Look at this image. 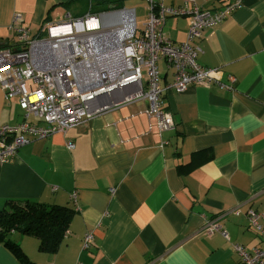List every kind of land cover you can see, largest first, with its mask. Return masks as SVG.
<instances>
[{"label":"crops","instance_id":"0c3cea01","mask_svg":"<svg viewBox=\"0 0 264 264\" xmlns=\"http://www.w3.org/2000/svg\"><path fill=\"white\" fill-rule=\"evenodd\" d=\"M159 1L173 8L183 3L153 0ZM235 1L195 4L214 10ZM85 2L99 12L92 0H0V48L17 44L8 30L14 15L34 37L46 23L86 15ZM188 23L187 16L168 17L162 34L179 44ZM198 45V64L220 70L221 84L234 83L230 90L211 84L177 93L167 89L172 74L159 61L163 109L173 130L159 135L140 113L147 103L134 102L32 141L0 164V209L26 200L74 212L55 254L13 233L25 260L0 244V264H239L233 245L264 247V230L258 234L246 218L248 210L264 212V0H241ZM21 119L17 100L6 102L0 91V125ZM210 221L228 239L218 231L204 234ZM89 231L93 244L82 250Z\"/></svg>","mask_w":264,"mask_h":264},{"label":"built area","instance_id":"2783aa9c","mask_svg":"<svg viewBox=\"0 0 264 264\" xmlns=\"http://www.w3.org/2000/svg\"><path fill=\"white\" fill-rule=\"evenodd\" d=\"M147 2L141 29L134 9L125 7L46 23L34 37L22 18L13 16L8 30L17 44L13 49L0 48V91L6 102L17 100L22 119L15 125H0V164L32 141L65 134L94 116L134 102L147 103L140 113L154 121L159 135L173 130L172 117L163 109L159 61L172 74L167 89L177 93L211 84L232 88L234 80L229 85L220 83V70L198 64V41L206 30L239 9L241 0L214 10L198 8L195 0H183L176 8L162 1ZM180 16L188 17V29L185 40L175 44L162 34V28L168 17ZM66 146L73 148L71 143ZM246 218L252 229L263 234L264 212L248 210ZM217 231L228 239L213 221L204 226L207 236ZM92 244L93 232L89 231L82 238V250ZM232 249L239 264H264V247L247 251L233 245Z\"/></svg>","mask_w":264,"mask_h":264},{"label":"trees","instance_id":"16d2710c","mask_svg":"<svg viewBox=\"0 0 264 264\" xmlns=\"http://www.w3.org/2000/svg\"><path fill=\"white\" fill-rule=\"evenodd\" d=\"M124 0H92L95 11L109 7H121ZM74 212L64 206L45 205L38 202H7L0 209V244L13 253L20 261L24 255L11 234L29 236L38 241V250L53 255L63 242L65 232Z\"/></svg>","mask_w":264,"mask_h":264},{"label":"rangeland","instance_id":"374dc122","mask_svg":"<svg viewBox=\"0 0 264 264\" xmlns=\"http://www.w3.org/2000/svg\"><path fill=\"white\" fill-rule=\"evenodd\" d=\"M85 5L87 6V7L85 6L86 7L85 11L87 12L89 5H87V2H85ZM123 7L125 8L132 7L136 9L137 27L140 28L142 19L146 18V11H144V9H146L147 7V2L145 3L144 0H129L124 3ZM142 75L144 76V71Z\"/></svg>","mask_w":264,"mask_h":264}]
</instances>
